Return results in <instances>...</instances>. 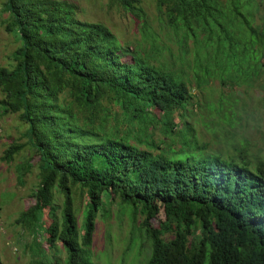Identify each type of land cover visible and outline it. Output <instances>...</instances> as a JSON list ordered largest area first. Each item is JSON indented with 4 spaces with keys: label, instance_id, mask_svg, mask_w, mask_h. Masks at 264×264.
<instances>
[{
    "label": "trees",
    "instance_id": "1",
    "mask_svg": "<svg viewBox=\"0 0 264 264\" xmlns=\"http://www.w3.org/2000/svg\"><path fill=\"white\" fill-rule=\"evenodd\" d=\"M263 5L153 0L151 25L139 0H107L136 25L139 39L129 44L80 20L67 0L3 1L18 47L0 66V116H14L22 130L0 160L35 157L32 204L14 221L28 264H58L56 244L65 264H92L82 249L98 211L115 199L140 217L146 264H264V160L183 152L196 146L185 121L197 107L192 90L207 79L251 91L264 107ZM159 35L176 46L171 61ZM30 157L17 158L20 184ZM73 196L83 198L79 223Z\"/></svg>",
    "mask_w": 264,
    "mask_h": 264
},
{
    "label": "rangeland",
    "instance_id": "2",
    "mask_svg": "<svg viewBox=\"0 0 264 264\" xmlns=\"http://www.w3.org/2000/svg\"><path fill=\"white\" fill-rule=\"evenodd\" d=\"M0 0V66L11 65V54L18 47V42L11 33L5 30V13L2 12ZM75 5L77 17L82 21L100 23L105 26L122 43L131 44L139 39L136 25L120 11L107 7V0H67ZM140 6L146 12L151 25L154 24L153 0H139ZM264 11V5H263ZM160 43L169 49L164 57L171 61L175 55L176 46L173 42L163 40ZM191 47V42L186 48ZM127 60V59H125ZM211 69H215L212 65ZM190 85H193L192 72L187 71ZM199 90H192L196 96L197 107L189 108L185 121L192 131L195 147L183 149L184 153H201L205 156H227L242 152L246 158L264 160V107L258 95L251 91L242 94V88L229 92L219 87L212 79H207ZM220 107V108H219ZM219 108V109H218ZM223 115L236 119L232 126L224 124ZM234 115V116H233ZM22 126L14 116H0V157L7 146L8 139L17 140ZM171 147L180 149L177 137L172 138ZM22 142V141H19ZM168 143V141H166ZM20 156L27 159L30 154L21 151L13 162L5 163L0 160V262L1 264H28L29 250L23 249V241L17 242L19 232L14 227V221L19 214L32 204L31 193L37 183L35 157H30L33 164L30 172L26 173L22 183H18L15 165ZM60 203V198H56ZM59 202V203H58ZM83 198L73 196L75 216L79 223L83 217ZM140 217L132 213L130 205L121 204L118 199L100 209L95 217V228L91 234V243L83 248L82 257L92 264H146L150 254V241L139 227ZM161 216L158 215L152 226L159 225ZM29 242V241H27ZM43 241L41 248H45ZM55 259L58 264H65V254L59 244L55 245Z\"/></svg>",
    "mask_w": 264,
    "mask_h": 264
}]
</instances>
